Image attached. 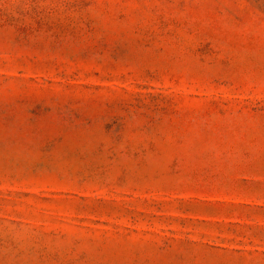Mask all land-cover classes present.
<instances>
[{"label": "rangeland", "instance_id": "1", "mask_svg": "<svg viewBox=\"0 0 264 264\" xmlns=\"http://www.w3.org/2000/svg\"><path fill=\"white\" fill-rule=\"evenodd\" d=\"M0 264H264V0H0Z\"/></svg>", "mask_w": 264, "mask_h": 264}]
</instances>
